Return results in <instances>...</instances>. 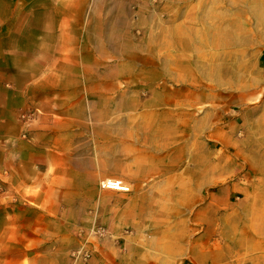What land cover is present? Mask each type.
I'll return each instance as SVG.
<instances>
[{
	"label": "rangeland",
	"instance_id": "obj_1",
	"mask_svg": "<svg viewBox=\"0 0 264 264\" xmlns=\"http://www.w3.org/2000/svg\"><path fill=\"white\" fill-rule=\"evenodd\" d=\"M50 2L0 0V264H248L242 227L264 225V151L231 155L235 174L213 189L217 230L189 222L197 207L170 212L179 230H130L127 207L139 188L125 181L136 169L114 160L116 151L129 157L131 150L128 141L116 145L115 132L129 134L161 101L168 77L159 66L169 47L143 39L133 24L125 36L102 31L106 24L93 14L76 21L74 40L67 39L65 22L52 33V19L66 21L67 5L76 7L58 0L52 18ZM241 26L251 38L264 16ZM250 48L264 56L260 40ZM152 51L159 56L148 66ZM215 128L225 141L226 121ZM105 179L130 192L101 189Z\"/></svg>",
	"mask_w": 264,
	"mask_h": 264
},
{
	"label": "crops",
	"instance_id": "obj_2",
	"mask_svg": "<svg viewBox=\"0 0 264 264\" xmlns=\"http://www.w3.org/2000/svg\"><path fill=\"white\" fill-rule=\"evenodd\" d=\"M34 1L37 5L44 0ZM50 1L53 18L60 6L58 0ZM67 2L74 4L76 11L67 5L66 21L52 19V33L63 28L59 22H65L67 39L74 40L75 22L81 17L85 22L86 14L89 18L93 14L100 24H106L102 31H118L125 36L126 27L133 24L143 39H161L163 48L169 47L159 66L168 77V89L164 88L161 101L146 107L129 134H124L123 128L115 132L116 145L128 141L131 150L129 157L116 151L114 160L122 167L136 169L125 181L139 188L127 207L129 229L179 230L181 222L170 212L197 207L189 222L199 223L204 231L217 230L218 195L213 189L223 176L235 174L231 155L264 151V124L259 122L264 119V56L250 48L253 40H260L264 46V28L250 38L241 26L250 18L261 24L264 0ZM158 54H146L148 66L155 65ZM218 121H226L225 141L215 128ZM124 135L129 137L124 139ZM220 149L226 155H220ZM258 199L264 200V194ZM165 209L169 212L158 215L157 211ZM260 215L264 224V214ZM242 228L243 260L264 264V225ZM207 239H202L203 246ZM166 246H171L170 239ZM196 252L207 254L199 249Z\"/></svg>",
	"mask_w": 264,
	"mask_h": 264
},
{
	"label": "built area",
	"instance_id": "obj_3",
	"mask_svg": "<svg viewBox=\"0 0 264 264\" xmlns=\"http://www.w3.org/2000/svg\"><path fill=\"white\" fill-rule=\"evenodd\" d=\"M100 188L107 191H116L129 193L130 187L124 184L121 180L117 179H105L100 182Z\"/></svg>",
	"mask_w": 264,
	"mask_h": 264
}]
</instances>
